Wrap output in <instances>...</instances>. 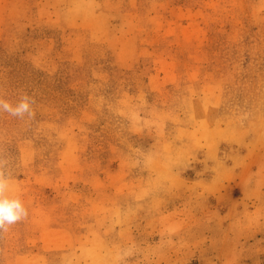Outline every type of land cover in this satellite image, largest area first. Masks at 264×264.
<instances>
[{"label": "rangeland", "instance_id": "obj_1", "mask_svg": "<svg viewBox=\"0 0 264 264\" xmlns=\"http://www.w3.org/2000/svg\"><path fill=\"white\" fill-rule=\"evenodd\" d=\"M22 93L0 264H264V0H0Z\"/></svg>", "mask_w": 264, "mask_h": 264}, {"label": "clouds", "instance_id": "obj_2", "mask_svg": "<svg viewBox=\"0 0 264 264\" xmlns=\"http://www.w3.org/2000/svg\"><path fill=\"white\" fill-rule=\"evenodd\" d=\"M35 100L27 93H22L15 103L0 96V114L24 120L34 117ZM11 172L7 162L0 158V236L7 233L11 227L29 218V210L18 195L10 194Z\"/></svg>", "mask_w": 264, "mask_h": 264}]
</instances>
